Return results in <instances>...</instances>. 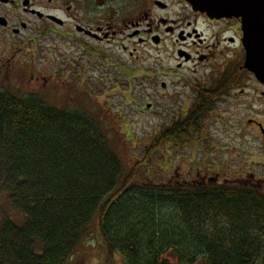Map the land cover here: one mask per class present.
<instances>
[{
  "label": "trees",
  "instance_id": "16d2710c",
  "mask_svg": "<svg viewBox=\"0 0 264 264\" xmlns=\"http://www.w3.org/2000/svg\"><path fill=\"white\" fill-rule=\"evenodd\" d=\"M201 119L174 120L154 147L204 139ZM136 173L121 179L92 116L0 91V195L23 216L0 211V264H65L94 221L107 262L264 264V198L254 190L138 183Z\"/></svg>",
  "mask_w": 264,
  "mask_h": 264
},
{
  "label": "flooded vegetation",
  "instance_id": "af4514ba",
  "mask_svg": "<svg viewBox=\"0 0 264 264\" xmlns=\"http://www.w3.org/2000/svg\"><path fill=\"white\" fill-rule=\"evenodd\" d=\"M27 31L26 38H18ZM243 36L241 17L211 15L194 8L189 0H0L3 59H22L34 47L38 54L42 51L62 63L61 67L77 69L86 61L89 68L96 65L108 73L112 82L130 84L140 60L155 51L144 79L134 83L145 87L152 103H177L169 115L163 111L161 118L202 114L198 126L202 128L209 115L221 117L224 112L231 142L235 124L241 134L255 130L261 142V161L256 162L260 170L246 171L242 162L236 171L234 162H241L228 161L227 175L241 171L243 177L221 182L224 172L216 156L204 166L198 164L210 148V142L199 138L197 164L185 166V172L173 166L166 183H228L264 198V83L244 68ZM166 54L170 68H164ZM150 87L158 89L149 92ZM146 106L148 112L154 109L150 103Z\"/></svg>",
  "mask_w": 264,
  "mask_h": 264
},
{
  "label": "rangeland",
  "instance_id": "374dc122",
  "mask_svg": "<svg viewBox=\"0 0 264 264\" xmlns=\"http://www.w3.org/2000/svg\"><path fill=\"white\" fill-rule=\"evenodd\" d=\"M29 33L30 31H27L18 38H26ZM27 48L25 46V49ZM46 55L42 51L38 54L34 47L28 50L22 59H3L0 54V91L17 97L36 96L60 110L72 109L92 116L99 123L109 146L120 160L122 180L132 178V172L136 169L138 183L166 184L173 166L185 172L183 171L187 170L184 169L185 166L197 164L199 152L197 140L181 142L180 146H170L162 140L158 147H154V141L157 142L155 138L160 137L159 131L174 122L161 118L162 112L166 111V115H169L177 105L172 102L152 103L144 92L145 87L134 83L135 80L144 79V73L154 63L155 51H151L150 55H145L143 60H140L135 71L136 78L130 84L126 80L112 82L108 73L99 70L96 65L89 68L86 61H82L80 67L74 69L61 67L62 63ZM163 58L164 68H170L172 63L169 54ZM151 89L155 91L158 87L155 89L150 87L149 92ZM147 103L154 106L151 112L146 109ZM163 107H167L168 110H163ZM220 114L221 117L209 115V118L201 123L203 128L201 134L206 132L204 136L208 138L203 140L210 142V148L202 154L198 164L204 166L209 163L211 157L216 156L214 160L220 172H224V175H221V182L226 178L230 180L234 177H243L241 171L234 176L227 175L228 161L241 162L239 164L234 162L233 169L236 171H238L236 167L242 162H245L243 169L246 171H259L260 167L256 163L261 161L259 155L261 142L258 133L250 130L241 134L242 131L235 124L231 142L232 133L228 132L230 123L227 125V115L224 112ZM194 177L193 172L192 178ZM0 211L7 212L17 222L23 221V216L14 211L2 195ZM106 257L103 242L98 236L97 223L94 221L65 264H122L120 256L113 258V262H107ZM168 258L173 264L170 255Z\"/></svg>",
  "mask_w": 264,
  "mask_h": 264
},
{
  "label": "water",
  "instance_id": "95a60500",
  "mask_svg": "<svg viewBox=\"0 0 264 264\" xmlns=\"http://www.w3.org/2000/svg\"><path fill=\"white\" fill-rule=\"evenodd\" d=\"M194 8L213 15L241 17L244 68L264 83V0H189Z\"/></svg>",
  "mask_w": 264,
  "mask_h": 264
}]
</instances>
